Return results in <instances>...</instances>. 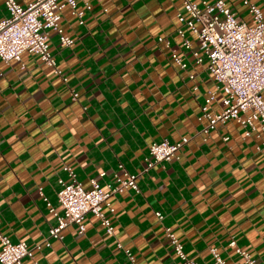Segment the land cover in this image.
Segmentation results:
<instances>
[{
	"label": "crops",
	"instance_id": "1",
	"mask_svg": "<svg viewBox=\"0 0 264 264\" xmlns=\"http://www.w3.org/2000/svg\"><path fill=\"white\" fill-rule=\"evenodd\" d=\"M224 1L252 21L242 0ZM250 1L264 16V0ZM85 4L90 8L83 23L62 9L60 25L74 38L71 45L49 33L60 74L34 52L0 59L1 231L30 246L48 235L55 217L38 191L56 206L58 179L68 178L63 165L86 188L90 178L104 185L119 163L139 172L152 142L187 137L177 159L156 163L137 178L139 192L109 198L112 234L87 214L82 233L68 225L61 240L50 239L49 247L34 252L35 264H132L117 243L138 264H179L166 228L199 264H216L210 247L225 264H242L231 239L264 263V132L243 138L235 120L201 132L206 119H198L200 106L215 82L207 60L196 62L179 46L180 1L78 0L79 7ZM6 15L0 0V19ZM158 35L178 47L185 67L173 61ZM216 97L212 111L221 109V93Z\"/></svg>",
	"mask_w": 264,
	"mask_h": 264
},
{
	"label": "built area",
	"instance_id": "2",
	"mask_svg": "<svg viewBox=\"0 0 264 264\" xmlns=\"http://www.w3.org/2000/svg\"><path fill=\"white\" fill-rule=\"evenodd\" d=\"M179 1L182 10L176 12L179 25L175 29L179 46L189 50L196 62L206 59L207 68L215 82V89L208 91L200 106L198 119H206L201 132L207 134L218 124L235 120L244 129L243 138L252 133L259 136L258 129L264 132V16L261 9L250 0H242L252 17V21L247 22L236 15L224 0ZM3 3L8 15L0 19V59L4 62L20 60L23 51H30L60 74L61 70L57 68L49 47V33L55 31L62 44L71 45L74 38L64 34L60 25L62 9L68 7L78 22L83 23L85 10L90 5L79 7L78 0H30L25 4L17 0H3ZM188 33L195 38V44ZM157 41L166 46L175 63L186 66V61L170 38L158 35ZM189 76L193 77V74ZM63 80H66L65 76ZM217 92L221 93V109L212 111L210 105L217 98ZM77 97L78 93L73 91L72 99ZM187 141V137H182L174 142L168 139L152 142L148 146L146 164L139 172H130L119 163L104 185L90 178V186L86 188L76 179L72 167L63 165L62 169L68 178L58 179L60 188L56 191V206L43 195L41 188L38 191L55 217V224L48 229L47 236L32 246L25 241L10 240L0 229V264H25L24 258H29L35 264L34 252L43 246L49 247L50 239L61 240L63 229L68 225L75 224L78 232L82 233L87 214L96 217L105 227L106 233L112 234L113 226L108 213L113 208L109 198L125 190L139 192L137 178L156 163L177 159L178 151ZM104 175L102 171L99 173L100 177ZM155 214L158 219L162 218L161 213ZM165 231L174 253L180 259L179 264H199L186 255L182 243L170 228ZM229 245L242 257V264H264L239 247L234 239L230 240ZM117 248L124 252L132 264H138L129 248L120 243H117ZM209 251L216 264H225L215 247H210Z\"/></svg>",
	"mask_w": 264,
	"mask_h": 264
}]
</instances>
